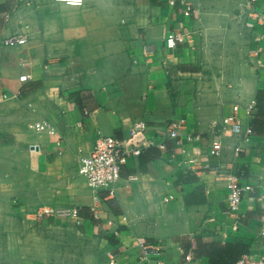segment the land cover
Here are the masks:
<instances>
[{
  "label": "crops",
  "instance_id": "0c3cea01",
  "mask_svg": "<svg viewBox=\"0 0 264 264\" xmlns=\"http://www.w3.org/2000/svg\"><path fill=\"white\" fill-rule=\"evenodd\" d=\"M187 2L188 16L178 0H0V264H134L137 237L161 246L148 264L264 256V24H243L244 0ZM179 28L189 39L166 49ZM258 91L253 120L244 107ZM236 103L242 126L253 122L246 142L221 127ZM40 120L53 130L29 128ZM139 121L164 148L128 158L113 194L90 188L79 155ZM170 121L201 134L188 154ZM227 174L253 187L235 214Z\"/></svg>",
  "mask_w": 264,
  "mask_h": 264
},
{
  "label": "built area",
  "instance_id": "2783aa9c",
  "mask_svg": "<svg viewBox=\"0 0 264 264\" xmlns=\"http://www.w3.org/2000/svg\"><path fill=\"white\" fill-rule=\"evenodd\" d=\"M23 3H29L31 0H18ZM57 2L66 4L68 6H82L86 0H55ZM252 3V7L246 6L247 13L250 15V19L245 20V26L248 28L254 27L256 24H264V0L262 4L259 0H249ZM180 8L184 15H190L193 11V6L187 0H178ZM189 33L182 28L169 30L163 41V45L166 49H174L179 45H183L189 39ZM26 40L24 34H16L14 41L16 44H21ZM9 41V40H8ZM257 53L258 50L256 49ZM258 64H261L260 60H257ZM28 75H22L20 79L22 81L27 80ZM245 113L248 117L254 116L256 113V102L251 100L244 107ZM239 105L236 103L232 106V112L221 118V127L224 130H229L234 134L242 136V141H248L249 137L253 133L252 125L243 127L241 120L238 116ZM167 138L171 139L176 145L181 146V152L188 154L184 148L185 141L201 140L202 136L199 133H192L186 130L181 121H170L166 124ZM29 128L36 132H51L53 130L51 124L47 120H40L29 123ZM156 135L151 133V128L143 121H139L128 130L126 136L117 138L112 135H105L99 133L95 138V141L87 153L80 154L78 157V169L79 175L85 178L87 185L90 188L106 189L109 194H113L117 183L121 178L122 166L126 164L128 158L132 156H138L141 151L148 146H156L159 149L164 148V144H159L155 140ZM242 150L241 145L234 147L236 153ZM211 154L218 155L219 150L213 148L210 150ZM189 163L193 162L192 158L188 159ZM128 179L134 180L136 176L130 175ZM226 181V207L229 214H235L240 207L243 196L250 192L253 187L249 183H241L239 179L232 174L225 176ZM75 215L76 210L70 211ZM39 215L42 214H54L52 208H43L39 211ZM259 234L264 236V215L261 217V227ZM135 245L138 248L137 260L134 264H148L149 256L154 253H159L161 246L152 245L144 237H137L135 239ZM189 259V256H186ZM112 263V262H111ZM155 264H165L161 261H156ZM232 264H264V256H256L252 254L242 255L236 262Z\"/></svg>",
  "mask_w": 264,
  "mask_h": 264
},
{
  "label": "trees",
  "instance_id": "16d2710c",
  "mask_svg": "<svg viewBox=\"0 0 264 264\" xmlns=\"http://www.w3.org/2000/svg\"><path fill=\"white\" fill-rule=\"evenodd\" d=\"M261 94H262V91H258L257 92V97H256L257 101L255 100V102H256V110L257 111H256V113L253 116V120L255 119V117L257 116V114L259 113L258 111H260L262 109V107H263L262 104H260V102H261V98H260ZM252 129H253V122H252ZM157 149H159V148L156 147V146H148V147L144 148L139 155H142V154L144 155L145 154L147 156H150V155L154 154L155 152H157L158 151ZM240 257H238V259ZM238 259L234 260L230 264L236 262Z\"/></svg>",
  "mask_w": 264,
  "mask_h": 264
},
{
  "label": "rangeland",
  "instance_id": "374dc122",
  "mask_svg": "<svg viewBox=\"0 0 264 264\" xmlns=\"http://www.w3.org/2000/svg\"><path fill=\"white\" fill-rule=\"evenodd\" d=\"M260 3L262 4V0H259ZM190 3V2H189ZM244 5H245V8L246 6H249L250 8L252 7V3L249 1V0H244ZM191 4V3H190ZM246 20V19H245ZM245 20L243 21V24L245 25Z\"/></svg>",
  "mask_w": 264,
  "mask_h": 264
}]
</instances>
